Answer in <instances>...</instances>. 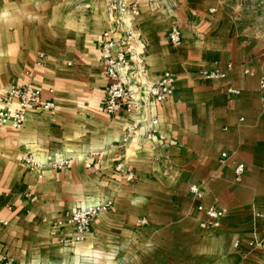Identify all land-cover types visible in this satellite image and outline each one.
<instances>
[{"label": "crops", "instance_id": "1", "mask_svg": "<svg viewBox=\"0 0 264 264\" xmlns=\"http://www.w3.org/2000/svg\"><path fill=\"white\" fill-rule=\"evenodd\" d=\"M123 1L136 4L134 27L145 46L140 61L128 59L129 89L137 93L140 81L168 72L173 90L160 104L108 116L97 41L114 25V0H0V96L30 85L53 104L28 111L19 130L0 126V220L7 223L0 262L259 264L264 1ZM171 26L182 37L176 46L166 41ZM212 71L225 76L203 77ZM150 116L164 140L144 139ZM60 161L59 169L48 166ZM98 201L111 207L81 241L71 225H56ZM197 207L222 210L218 227L201 228Z\"/></svg>", "mask_w": 264, "mask_h": 264}, {"label": "built area", "instance_id": "2", "mask_svg": "<svg viewBox=\"0 0 264 264\" xmlns=\"http://www.w3.org/2000/svg\"><path fill=\"white\" fill-rule=\"evenodd\" d=\"M162 1V0H161ZM165 4V3H164ZM162 4V5H164ZM166 7V6H165ZM169 9V7L167 6ZM108 13H114V25L100 33L97 41V53L103 74L106 77L107 84L105 87V98L103 104V111L106 115L112 116L119 111L125 114L137 112L141 107L150 103L160 104L172 94L174 79L168 72H164L155 82H139V89L137 93H133L129 89L128 59H135L140 61L144 51V43L135 30L134 22L138 17V9L136 4H126L123 0H114L111 7L108 8ZM182 37L180 32L173 26L168 28L166 32V41L169 45L176 46L181 43ZM127 54V57H126ZM41 57V56H39ZM30 76V73H26ZM225 75L220 72L212 71L203 73L205 78H223ZM52 90L48 89L47 93L51 94ZM53 104L50 101L41 100V91L38 88L30 85L24 86H10L7 91L0 96V126L8 127L12 130H19L24 122L25 114L30 110H52ZM157 119L155 116H150L145 119L144 128L145 133L143 137L145 140H150L156 132ZM135 124L127 127L124 134L121 136V142H125L126 137L132 133ZM158 140H164L163 136L158 135ZM167 143L173 145L174 142L167 140ZM224 157L225 154H221ZM31 169L35 167V163L29 159H23ZM66 164L65 161L49 162L48 166L59 169ZM85 167H89L85 164ZM122 165L116 164L114 172H119ZM234 172L239 176L243 172V166L238 164ZM40 178V176H38ZM131 178L126 176V180ZM30 189V186L27 187ZM189 191L196 197L200 196L198 188L190 186ZM29 196V195H27ZM30 200L35 198L30 195ZM111 207L109 201H98L91 204H85L73 211L67 213L61 221L56 225L62 223L71 225L75 231L74 241L78 242L83 239L84 233L88 230L92 220L107 212ZM9 209V208H8ZM198 211L203 213V222L199 224L201 228L210 227L217 228L220 219L223 217V211L213 208L197 207ZM261 218L264 225V211L261 213ZM6 222L0 220V228L6 226ZM139 225H144L145 220L138 221ZM257 245L256 242H254ZM259 243V242H258ZM250 244V243H249ZM236 244H234L235 246ZM0 264H12L8 262H0Z\"/></svg>", "mask_w": 264, "mask_h": 264}, {"label": "rangeland", "instance_id": "3", "mask_svg": "<svg viewBox=\"0 0 264 264\" xmlns=\"http://www.w3.org/2000/svg\"><path fill=\"white\" fill-rule=\"evenodd\" d=\"M262 1H264V0H262ZM260 5H264V3H262V2L260 1V3H259L258 6H260ZM257 242H258V241H257ZM259 246H260V247H264V242L259 243ZM259 264H264V257H261V258H260V262H259Z\"/></svg>", "mask_w": 264, "mask_h": 264}, {"label": "trees", "instance_id": "4", "mask_svg": "<svg viewBox=\"0 0 264 264\" xmlns=\"http://www.w3.org/2000/svg\"><path fill=\"white\" fill-rule=\"evenodd\" d=\"M90 225H91V223H90ZM90 225H89V226H90Z\"/></svg>", "mask_w": 264, "mask_h": 264}]
</instances>
